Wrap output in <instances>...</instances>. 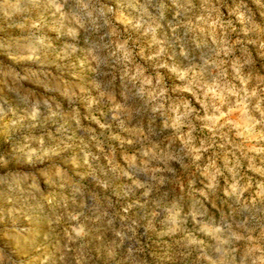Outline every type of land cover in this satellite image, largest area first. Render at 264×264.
I'll use <instances>...</instances> for the list:
<instances>
[{
	"label": "clouds",
	"instance_id": "clouds-1",
	"mask_svg": "<svg viewBox=\"0 0 264 264\" xmlns=\"http://www.w3.org/2000/svg\"><path fill=\"white\" fill-rule=\"evenodd\" d=\"M0 264H264V0H0Z\"/></svg>",
	"mask_w": 264,
	"mask_h": 264
}]
</instances>
